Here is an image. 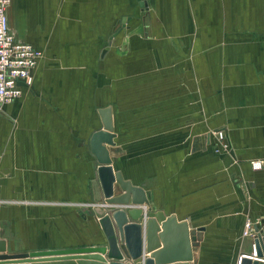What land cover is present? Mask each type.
I'll return each mask as SVG.
<instances>
[{"label": "crops", "instance_id": "obj_1", "mask_svg": "<svg viewBox=\"0 0 264 264\" xmlns=\"http://www.w3.org/2000/svg\"><path fill=\"white\" fill-rule=\"evenodd\" d=\"M7 14L44 57L0 108V254L106 245L91 140L109 107L114 171L152 212L204 230L189 263L253 253L242 232L249 215L264 234V169L251 167L264 162V0H12ZM162 247L145 241L144 256Z\"/></svg>", "mask_w": 264, "mask_h": 264}, {"label": "water", "instance_id": "obj_2", "mask_svg": "<svg viewBox=\"0 0 264 264\" xmlns=\"http://www.w3.org/2000/svg\"><path fill=\"white\" fill-rule=\"evenodd\" d=\"M112 129L111 124H104L105 131H112ZM102 133L103 131H98L93 135L91 145L100 165L98 178L103 195L101 201L103 200V204H105L103 207H97L94 212L99 217L98 222L106 237V245L99 248L54 250L31 254H0V261L12 264H191L189 262L194 259L192 247L199 245L197 242L200 240V232L204 231L203 229L190 232V226L186 222L185 226L188 227L186 252L178 251L176 253L167 248L163 241L153 246L151 244L153 241L151 237H164V232L174 217L159 216L150 208L147 212L142 209L126 211L112 208L116 205L130 203L149 207L150 201L144 189L125 180L121 172L114 171L111 160L102 161L97 156L94 143ZM116 189L121 193L116 194ZM142 214L144 217L141 222ZM121 216H123L122 219L119 218ZM254 230L256 236L253 253L243 255L239 264H264L262 262L264 261V235L258 226L254 225ZM145 241L150 252L163 246L162 250L152 256H144ZM160 256H163L162 259L164 258L165 263H156L157 260H160ZM253 257L256 259L253 260Z\"/></svg>", "mask_w": 264, "mask_h": 264}, {"label": "built area", "instance_id": "obj_3", "mask_svg": "<svg viewBox=\"0 0 264 264\" xmlns=\"http://www.w3.org/2000/svg\"><path fill=\"white\" fill-rule=\"evenodd\" d=\"M11 2L12 0H0V108L22 97L21 82L28 87L32 86L34 71L44 57L41 50L19 41L10 31L7 10ZM251 167L254 171L263 170L264 162L254 160L251 162ZM98 206L103 207L105 204L101 203ZM142 208L147 212L149 207L143 205Z\"/></svg>", "mask_w": 264, "mask_h": 264}, {"label": "rangeland", "instance_id": "obj_4", "mask_svg": "<svg viewBox=\"0 0 264 264\" xmlns=\"http://www.w3.org/2000/svg\"><path fill=\"white\" fill-rule=\"evenodd\" d=\"M140 7H141V9L143 8L141 4H140ZM101 114L104 117L103 118L104 124H111L113 129H112V131H105L104 129L101 130V131H103V133L99 137L96 138L95 143H94V149L97 153V156L102 161H107V160L113 161V158H114L113 155H114L115 149H117V143H116L117 135H116V132L114 131V126H113V111L109 107L107 109L102 110ZM214 135L216 136L218 142H220V147L218 146L215 149L216 153L227 151L228 145H226L227 143H226L225 134L222 132V133H214ZM233 160L234 159H232V161ZM130 205L131 204L117 205V206L122 207L119 209H123L126 211L140 209L139 205H137L138 207L137 206H130ZM242 212H243V209L239 213L242 214ZM170 217H174V218H173V220L170 221L169 225L167 226V228L164 232V237L163 238H161L160 236L151 237V239L153 240L151 244L153 246V245L159 244V242L163 241L165 246L167 248H170V250H172V252H176V253L178 251L186 252V248L188 245V239L186 236L187 231H188V227L185 226V223L187 221H185L181 218H178V216L175 214L170 215ZM253 224H254V222H253L251 216L246 215L245 224H244L243 232H242V239H244L243 242H244L245 248L246 247L247 248L253 247L252 244H253V240H254V234H256L255 230L253 229ZM161 228H162V225H161ZM253 250H254V248H253ZM240 258L238 257L237 263H239Z\"/></svg>", "mask_w": 264, "mask_h": 264}, {"label": "bare ground", "instance_id": "obj_5", "mask_svg": "<svg viewBox=\"0 0 264 264\" xmlns=\"http://www.w3.org/2000/svg\"><path fill=\"white\" fill-rule=\"evenodd\" d=\"M122 217L123 216H121V217H119L120 219H122ZM254 256V255H253ZM257 257V256H256ZM256 257H253V260H255L256 259ZM194 260V259H193ZM3 262H6V261H0V264H12V263H3ZM191 262H193V261H191ZM262 262H264V261H262Z\"/></svg>", "mask_w": 264, "mask_h": 264}]
</instances>
